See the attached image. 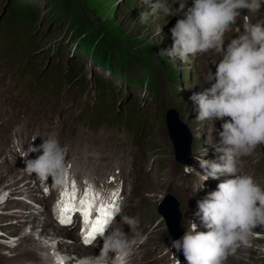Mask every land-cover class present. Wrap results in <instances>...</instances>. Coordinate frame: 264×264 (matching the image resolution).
<instances>
[{"label":"clouds","instance_id":"obj_1","mask_svg":"<svg viewBox=\"0 0 264 264\" xmlns=\"http://www.w3.org/2000/svg\"><path fill=\"white\" fill-rule=\"evenodd\" d=\"M262 0H144L146 10L138 19L147 23L150 16L160 13L176 16L170 29L172 46L162 49L160 57H167L176 67V61L187 63L189 57L214 51L213 62L204 80L207 86L194 92L198 121H221L218 140L213 149L215 159H197L195 165L184 166L202 180H221L216 190L196 201L197 211L187 229L178 239L170 241L174 264H180L172 252L182 253L187 264H225L228 256L241 244H248L253 230L264 226V187L252 175L241 170L239 161L264 145V21L252 23L245 15L237 35L225 42V34L241 15V10L257 12ZM174 4L178 5L174 7ZM21 150L24 171L34 174L41 182L51 178L62 186L67 171L65 147L55 134L41 138ZM37 153L35 159H29ZM129 226L126 233L120 228L108 230L95 245L96 252L70 256L49 248L46 264H130L138 245L139 234H133L138 225L134 217L123 216ZM196 221H199L197 224ZM206 229L201 231L200 227Z\"/></svg>","mask_w":264,"mask_h":264},{"label":"rangeland","instance_id":"obj_2","mask_svg":"<svg viewBox=\"0 0 264 264\" xmlns=\"http://www.w3.org/2000/svg\"><path fill=\"white\" fill-rule=\"evenodd\" d=\"M29 3H33L36 7L40 8V17L34 23L35 29L42 32L39 34L40 38H43L45 42L56 37L66 36L67 31L70 29L81 30L83 33L82 42L86 43L88 40L95 38V41H101L109 45L123 44L128 45L133 41L134 35H140L138 37L139 46H137L139 52L143 51L144 48H154L156 50L170 49L172 44L168 39H163L155 31V25L150 23L141 24L139 22V6L141 3L139 0H63V6L65 3L69 4L66 9L59 8L60 12L50 13V8L56 4L62 5V0H27ZM11 0H0V21L2 16L6 14V6L9 5ZM52 3H55L52 5ZM73 9V10H71ZM49 10V11H48ZM8 21L4 19L2 21V27H0V46L3 44H9L11 37H14L17 33L15 30L10 37L5 38L6 34L4 29H7ZM134 28L135 32L132 33ZM66 30V32H65ZM135 39V40H136ZM93 40V39H92ZM55 48H47L43 52V58L50 59L53 55ZM2 55L5 59L14 58L15 50L10 47H3ZM24 55L18 56L17 59H22ZM85 57V55H84ZM4 61V60H3ZM5 62V61H4ZM38 62L31 61L25 67V73L31 75L32 78L37 80L42 79L46 83H53L57 78V73L53 69L45 70V66H40ZM18 64V61L16 62ZM10 67V62L5 64L9 74H12L15 80V75L18 73L17 66ZM41 68V70H39ZM88 77L92 75V71L87 70ZM90 80L87 81L89 83ZM102 100V98L100 99ZM84 99L79 101V94L76 89L66 93L63 97L52 98L51 103L58 107H62L64 110L61 114L63 124H65L66 139L70 137V145L68 146L69 153L76 157L82 155L88 145L93 140L94 134H92L91 126L83 122L87 121L83 104ZM81 113L80 118L77 115ZM46 116V117H45ZM48 115H36L28 120V125L46 123L47 125ZM45 117V118H44ZM0 142V147L2 148ZM7 168L10 171V175L15 173L16 168L13 160L4 161ZM9 163V164H8ZM10 166V167H9ZM6 222V221H2ZM36 229H40L41 220H38ZM1 224V223H0ZM24 242V243H23ZM23 245L28 242L24 240Z\"/></svg>","mask_w":264,"mask_h":264},{"label":"trees","instance_id":"obj_3","mask_svg":"<svg viewBox=\"0 0 264 264\" xmlns=\"http://www.w3.org/2000/svg\"><path fill=\"white\" fill-rule=\"evenodd\" d=\"M51 2H53V0H51ZM60 3L62 5L57 6L55 4L50 8V13H59L60 10L59 8L62 9H66L67 6H69V4L65 3L63 6V0L62 2L60 1ZM73 10V9H71ZM70 31H72L73 34H76L78 37H82L83 38V33L81 32V30H74V29H70ZM69 32V31H68ZM135 30L134 28L132 29V33H134ZM138 37L142 38L140 35H134L133 41L128 44V45H123V44H113V45H109L107 43H102L101 41H96V49H95V53L93 54V58H94V62L95 63H108L109 59L113 58L114 56H122L123 59L127 58V59H133L135 61L141 60L142 58H147L150 56H153L154 54H157L159 52V50H156L154 48H144L143 51L139 52V50L137 49L139 46V41L138 39H136ZM93 39V40H92ZM90 39V43L94 40H96L95 38ZM136 39V40H135ZM120 53V54H119ZM107 60V61H106ZM176 127L173 129L174 131H176L179 135H181L182 133V129H178L177 123L175 121ZM171 127V126H170ZM186 146L184 148H182V155L186 154Z\"/></svg>","mask_w":264,"mask_h":264},{"label":"snow or ice","instance_id":"obj_4","mask_svg":"<svg viewBox=\"0 0 264 264\" xmlns=\"http://www.w3.org/2000/svg\"><path fill=\"white\" fill-rule=\"evenodd\" d=\"M72 189L76 190L75 182L72 183ZM64 195H68L69 203H73L74 201V191L73 192H65L62 193L61 196L63 198ZM80 204L82 205L83 210L79 213L82 217L83 223L91 224V229L86 236H84V243L86 245H90L95 242L98 237H102L105 234L106 227L109 225L112 219V208L105 207L103 204L99 208L97 212H93V208L95 207L92 201H89L86 198L80 200ZM74 207V204H73ZM73 207L65 206L62 210L63 213H68L73 211ZM60 223L65 224V218L62 215Z\"/></svg>","mask_w":264,"mask_h":264},{"label":"bare ground","instance_id":"obj_5","mask_svg":"<svg viewBox=\"0 0 264 264\" xmlns=\"http://www.w3.org/2000/svg\"><path fill=\"white\" fill-rule=\"evenodd\" d=\"M46 117V116H45ZM44 117V118H45ZM168 122H169V126H171V128H175L176 127V124H175V120L173 118V116H169L168 118ZM178 125V129L182 127ZM175 138V136H173ZM180 153V151H179ZM14 162V161H13ZM5 163V162H4ZM9 164V163H8ZM10 167V166H9ZM170 206V204H169ZM37 226V225H36ZM20 227V226H18ZM25 240V239H24ZM23 241L19 240L18 241V245L16 246L15 250H16V256H23V257H27L29 259H31L33 257V253H34V248L32 247L31 243L29 242H26L24 245L22 243ZM34 260V259H33ZM0 264H15V260L13 259H9V258H6L4 256H1L0 255Z\"/></svg>","mask_w":264,"mask_h":264},{"label":"water","instance_id":"obj_6","mask_svg":"<svg viewBox=\"0 0 264 264\" xmlns=\"http://www.w3.org/2000/svg\"><path fill=\"white\" fill-rule=\"evenodd\" d=\"M175 135V138L173 137V142L175 143V145H176V147L178 148V146H179V142H178V136H177V134H174Z\"/></svg>","mask_w":264,"mask_h":264}]
</instances>
